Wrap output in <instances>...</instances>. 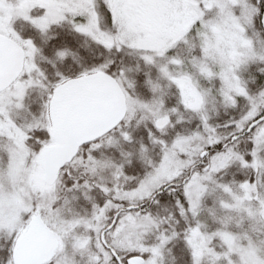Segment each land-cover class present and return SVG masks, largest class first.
<instances>
[{
	"label": "snow or ice",
	"instance_id": "snow-or-ice-1",
	"mask_svg": "<svg viewBox=\"0 0 264 264\" xmlns=\"http://www.w3.org/2000/svg\"><path fill=\"white\" fill-rule=\"evenodd\" d=\"M0 264H264V0H0Z\"/></svg>",
	"mask_w": 264,
	"mask_h": 264
}]
</instances>
